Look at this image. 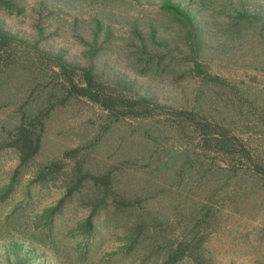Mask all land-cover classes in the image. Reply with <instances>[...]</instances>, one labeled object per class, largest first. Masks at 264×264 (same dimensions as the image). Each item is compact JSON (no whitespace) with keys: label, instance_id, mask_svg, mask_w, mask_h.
<instances>
[{"label":"rangeland","instance_id":"obj_1","mask_svg":"<svg viewBox=\"0 0 264 264\" xmlns=\"http://www.w3.org/2000/svg\"><path fill=\"white\" fill-rule=\"evenodd\" d=\"M3 1L7 4H0V30L17 41L6 47L0 68V264H162L164 253L147 244L155 242L161 229L171 231L166 219L158 225L150 222L157 231L136 251L129 250L126 222L139 220L137 213L159 210L164 216L171 214L170 223L177 227L180 218L172 214L173 202L184 207L212 196L219 209L205 244L212 263L264 264V175L243 177L238 184L219 190L217 184L223 178L217 184L212 174L199 180V165L194 161L200 144L188 126L176 129L160 121H129L104 133V111L84 98L74 99L53 110L39 154L19 174L14 188L8 189L18 155L6 147L7 138L22 112L40 104L41 88L57 83L50 69L47 78L38 82L39 57L34 46L76 65L92 63L102 78L116 81V89L176 108H191L198 81L176 62L185 57L190 40L177 21L159 12L167 0ZM169 2L190 12V23L198 27L202 41L199 58L212 73L235 86L229 96L241 105L225 112L226 124L249 142L264 164V0ZM169 59L172 64L167 69ZM158 60L162 61L158 70L146 68ZM241 93L247 99L242 100ZM143 129L150 132L145 133L147 139ZM84 146L88 148L82 151L85 170L115 171L118 187L114 190L139 195L134 206L138 211L130 217L118 214L123 220H113V206L102 209L94 222V237L84 235L83 228L89 215L83 205L88 201V185L75 193L60 214L48 217L71 180L73 163L63 154ZM185 151L193 166L184 157H174ZM206 155L204 166L215 160L211 153ZM53 161L62 166L57 178L37 182L42 166ZM184 162L187 172L177 177ZM160 165L166 169L158 170Z\"/></svg>","mask_w":264,"mask_h":264},{"label":"trees","instance_id":"obj_2","mask_svg":"<svg viewBox=\"0 0 264 264\" xmlns=\"http://www.w3.org/2000/svg\"><path fill=\"white\" fill-rule=\"evenodd\" d=\"M166 2L159 12L166 19L177 21L180 30L184 31L187 34V40H190L188 48L184 51L185 57L182 61L176 62L182 64L183 68L192 74L191 78L198 81L194 104L191 108L162 105L145 95L116 89V81L112 80L111 83L102 78L92 63L76 65L65 60L60 54L39 51L34 46L35 53L39 57L36 67L38 82L41 83L47 78V69H50L56 76L55 80L59 87H57V83L42 87L37 95V102L40 104L30 112H22L17 126L7 138L6 147L12 148L18 155V165L9 190L14 188L16 179L22 170L28 168L39 154L46 123L53 110L74 99L81 98L97 104L104 111L107 120L104 133L112 132L113 127L118 128V125H124L129 121L138 124L160 121L167 127L176 129L183 126L190 127L197 134L200 144V154H195L194 161L196 165H199L197 168L198 179H206L208 175L212 174L211 176L216 177L215 183L217 184L219 179L223 178L224 182L217 184L218 190L238 184L243 177L260 178L261 175H264V164L254 154L249 142L232 126L226 124L225 112L229 107L238 109L241 105H238L229 96V92L235 86H232L225 77L212 73L206 61L199 58V54L202 52V41L197 32L198 27L190 23V12L180 7L179 3H171L169 0ZM0 4L6 5L7 2L0 0ZM241 15L242 13H238L237 16ZM13 41H17L15 36L0 30V68L5 64L6 47ZM161 63V60H158L154 65H151L150 62L146 68L158 70ZM171 64L172 59H169L165 63V68H170ZM197 81L195 82L197 83ZM241 98L242 100L247 99L243 93H241ZM213 106H216V114H214ZM145 133L150 132L143 129L141 133L147 139L148 136ZM84 148L88 149L85 146L77 147L63 154L64 159L73 163L69 175L71 180L67 181L63 197L50 210L48 217L52 219L54 215L60 214L75 193H80L81 189L88 185V201H83V205L86 207L85 209L89 210V215L83 221V228L84 235L88 234L90 237H94L96 232L94 222L102 209L105 210L108 206H113L115 213L113 220H123L121 216L130 217L138 211L134 206L135 203H138L139 195L130 197L120 188L114 190L118 187L117 172L115 171L105 169L101 172L92 170V168L85 170L86 158L83 160L84 154H82ZM209 153L214 156L215 160L204 166L203 159ZM174 157H184L193 166V160L190 159L186 151L182 155L178 152ZM186 166V162L180 166L181 171L177 177L187 172ZM61 168L59 161L45 164L37 173L35 180L41 183L52 181L57 178L56 175L61 172ZM161 169H166V167L158 166V170ZM213 198V196L208 197L184 207L173 202L172 214L180 218L179 225H177L178 222L176 223L177 227H175V223H170L172 221L169 220L171 214L166 217L159 210H147L143 214L137 213L136 217L138 216L139 220L134 219L135 221L126 222L129 224V250L136 251L143 244L145 246L151 235L155 233L156 225L163 224L166 219L165 223L171 228V231L166 228L161 229L155 236V242L147 244L149 249L158 250L160 248L164 253L162 264H180L186 260L191 264H213L205 250L210 230L217 222V212L219 211L213 204ZM108 201L110 205H108ZM150 222L156 223V225L150 227ZM15 264L22 263L17 261Z\"/></svg>","mask_w":264,"mask_h":264}]
</instances>
